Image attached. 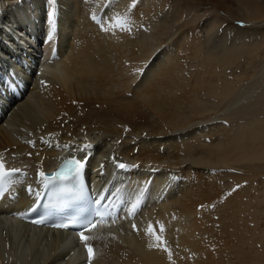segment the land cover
I'll return each mask as SVG.
<instances>
[{
  "label": "bare ground",
  "instance_id": "obj_1",
  "mask_svg": "<svg viewBox=\"0 0 264 264\" xmlns=\"http://www.w3.org/2000/svg\"><path fill=\"white\" fill-rule=\"evenodd\" d=\"M198 1L233 6L229 11L248 22L264 21L262 7L246 0ZM133 3L0 0V154L23 169L21 181L33 180L64 152L80 153L84 142L90 144L82 153L95 149L86 164L93 186L125 174L126 188L154 180L142 190L148 199L140 211L87 230L86 240L20 221L0 203V264L258 259L250 233L255 220H245L251 207L242 202L246 171L239 165L257 152L243 150L245 136L230 120L259 91L242 84L233 95L218 93V102L199 98L185 88L183 30L167 36L157 0ZM238 35L233 47L243 48L244 32ZM248 136L258 132L250 128ZM13 190L15 203L23 189ZM85 245L93 250L91 260Z\"/></svg>",
  "mask_w": 264,
  "mask_h": 264
},
{
  "label": "rangeland",
  "instance_id": "obj_2",
  "mask_svg": "<svg viewBox=\"0 0 264 264\" xmlns=\"http://www.w3.org/2000/svg\"><path fill=\"white\" fill-rule=\"evenodd\" d=\"M157 1L162 16L161 24L167 36L173 30L182 29L187 37L183 39L180 51V56L186 57L185 88L195 89L196 95L202 100H216V102L220 99L218 93L228 92L233 95L242 84L247 85V91H259L250 105L232 115L230 125L239 134L245 136L243 150L249 154L257 152V155H253L239 165L246 171L243 178L242 202L245 204L246 201L251 207L246 210L245 220H255V230L250 231L255 234L259 249L255 264H262L264 263V21L252 23L242 20L236 11H229L233 10V6H230L232 9L226 8L227 5L217 7L198 0ZM262 1L246 0L245 2L249 5H258L264 10ZM241 30L244 32V37L242 36V39H245L244 47L240 48L239 44L233 47V40L240 39L238 32ZM168 40L166 38V42ZM197 83L201 85L198 89H196ZM250 128L258 132L256 138H249ZM203 149L200 147L198 151ZM250 249L251 246L248 244L247 250Z\"/></svg>",
  "mask_w": 264,
  "mask_h": 264
},
{
  "label": "snow or ice",
  "instance_id": "obj_3",
  "mask_svg": "<svg viewBox=\"0 0 264 264\" xmlns=\"http://www.w3.org/2000/svg\"><path fill=\"white\" fill-rule=\"evenodd\" d=\"M131 6H135V0H134V3L133 5ZM51 15V14H50ZM86 147H89L86 145ZM82 167V165H77V169L79 170L80 168ZM119 167H125V165L123 164H120ZM20 170L19 169H12V170H7L4 168V165H3V162L0 161V195H3L4 191H5V187H4V181L6 180L7 177L11 176L13 173H18ZM56 177L58 178H67L65 176H63V171L61 172H58L55 174ZM39 176L44 179L46 178L45 177V174L43 172H40L39 173ZM34 223H39L40 221H33ZM58 227H68L69 225L67 224H64V225H57ZM135 228V225L133 226ZM162 230V229H161ZM146 232H148L149 234H152V227L151 225H149V228L146 230ZM88 239L87 237H85L83 234H81V240H86ZM157 240H160V237H156ZM163 244V241L161 240V245ZM86 246V249L88 251V254H89V260L92 259V253H93V250L88 247L87 245ZM167 251V249H164Z\"/></svg>",
  "mask_w": 264,
  "mask_h": 264
}]
</instances>
